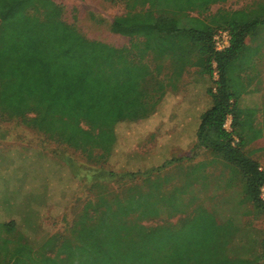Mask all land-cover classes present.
Segmentation results:
<instances>
[{
    "label": "trees",
    "instance_id": "obj_1",
    "mask_svg": "<svg viewBox=\"0 0 264 264\" xmlns=\"http://www.w3.org/2000/svg\"><path fill=\"white\" fill-rule=\"evenodd\" d=\"M125 1L128 10L114 18L111 29L136 40L128 47L87 38L62 19V7L54 0H0L1 114L26 119L75 148L110 151L117 139L115 125L148 116L156 103L151 100L163 95V83L153 93L148 80L162 73L165 63L173 77L182 76L193 63L192 47L199 44L205 69L212 73L216 62L219 77L217 91L211 92L212 105L201 116L198 144L236 168L242 175L241 203H249L264 220V169L255 157L263 148L249 149L264 134V124L254 126L256 108L240 105L242 96L232 82V73L251 61L254 45L246 38L264 29V17L234 10L220 11L208 21L191 14L226 0ZM219 29L232 35L223 51L213 42ZM146 54L155 59L153 69L144 61ZM229 116L231 131L225 127ZM83 122L90 127L84 128ZM244 127L248 130L243 133ZM190 184L172 192L150 189L104 202L94 208L98 215L91 214L88 204L75 223V238L62 241L55 256L33 255L21 244L12 264H259L264 238L258 241L259 250L232 255L229 245L241 226L235 217L219 219L215 207L198 205L188 213L191 200L182 201L177 194L186 193ZM227 186L233 187L231 181ZM163 209L171 217L187 214L176 224L141 223ZM134 213L138 218L132 221L129 216ZM2 226L0 231L15 229L13 221ZM11 242L2 238L3 248L9 250Z\"/></svg>",
    "mask_w": 264,
    "mask_h": 264
},
{
    "label": "rangeland",
    "instance_id": "obj_2",
    "mask_svg": "<svg viewBox=\"0 0 264 264\" xmlns=\"http://www.w3.org/2000/svg\"><path fill=\"white\" fill-rule=\"evenodd\" d=\"M54 1L62 7V19L89 39L116 47H128L136 41L111 29L114 18L128 10L125 0ZM234 10H245L251 18H263L264 0H226L191 14L211 21L220 11ZM246 42L254 45V50L261 45L260 50H252L250 63L232 73V82L242 96L240 105L244 109L256 108L251 117L254 126L262 127L264 29L248 35ZM190 57L193 63L182 76L173 77L169 63H165L163 72L148 80L153 93L163 83V95L151 100L156 103L148 116L115 125L117 139L110 151L75 148L26 119L0 112V227L5 222L15 223L13 231H0V264H12L15 248L21 244L27 245L33 255L55 256L62 241L75 238V223L88 204L91 214L98 215L94 208L104 202L150 189L172 192L189 182L187 192L177 194L182 201L191 200L188 213L198 205L215 207L213 211L219 219L235 217L241 226L242 231L229 245L232 255L260 249L264 220L250 210L249 203H241L242 175L214 150L198 144L201 116L212 105L211 92L218 87L217 63L213 62L212 73L205 69L199 44H194ZM144 61L150 68L155 67L152 54H146ZM82 126L90 127L85 122ZM247 130L248 127L241 129L243 133ZM254 147L263 148L255 157L264 169V134L250 143L249 149ZM230 181L233 187L227 186ZM169 213L163 209L160 215L141 219V223L176 224L187 214L171 217ZM137 218L138 213L129 216L132 221ZM4 237L13 240L9 250L3 248ZM259 264H264V259Z\"/></svg>",
    "mask_w": 264,
    "mask_h": 264
},
{
    "label": "built area",
    "instance_id": "obj_3",
    "mask_svg": "<svg viewBox=\"0 0 264 264\" xmlns=\"http://www.w3.org/2000/svg\"><path fill=\"white\" fill-rule=\"evenodd\" d=\"M232 35L227 29H219L213 36L214 46L217 51H223L231 45ZM225 127L227 130H232V116H229ZM237 139V138H236ZM261 198L264 200V184L261 187Z\"/></svg>",
    "mask_w": 264,
    "mask_h": 264
}]
</instances>
